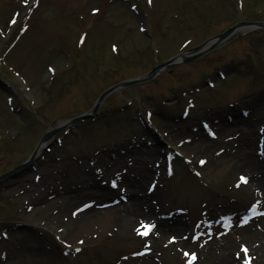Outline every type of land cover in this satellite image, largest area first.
<instances>
[{"label": "rangeland", "instance_id": "374dc122", "mask_svg": "<svg viewBox=\"0 0 264 264\" xmlns=\"http://www.w3.org/2000/svg\"><path fill=\"white\" fill-rule=\"evenodd\" d=\"M259 18L264 0H0V174L121 77ZM98 112L0 181V264H264V29L116 89ZM137 208L152 227L119 232Z\"/></svg>", "mask_w": 264, "mask_h": 264}, {"label": "bare ground", "instance_id": "6f19581e", "mask_svg": "<svg viewBox=\"0 0 264 264\" xmlns=\"http://www.w3.org/2000/svg\"><path fill=\"white\" fill-rule=\"evenodd\" d=\"M245 163H247V161H240L239 163H237V165H238V167H240V168L242 167V169H244V174L245 175H249L250 174V171H249L248 167L246 168ZM243 167H245V168H243ZM258 182H262V184L264 185V180L263 181H258ZM251 187L252 186L248 182V183H245L244 185H242L239 188L240 189L239 191L240 192H245L246 190H251ZM93 212H95V211H93ZM93 212L92 211H88V212H86L85 215L91 216L93 214ZM143 214H145V213H143ZM141 216H142V212L140 211V209L137 208V209L130 210L127 213V215H125L121 219L120 218H119V220L116 219L117 220V222H116V224H117V226H116L117 230L119 232H127V231H131L132 230V227L133 228L134 227H139L141 225V222H142ZM85 219H83L82 221H85ZM261 219H262V221L259 220L260 222H257L254 225H260L261 229H263L264 228V218H261ZM253 233L254 232H246L244 235L245 236L252 237V234ZM64 235H65V233H64ZM158 240H160L159 235L158 234H154L152 236V241L151 240L149 241V243H150L149 245L150 246L151 245L153 246V244H155ZM257 248L258 249H261V246H257ZM226 252H228L227 248L224 250L223 253L227 254ZM222 262H223V264H226V263L230 264V262H233V258H232L231 255L228 254V256L224 257V259H223ZM194 264H196V263H194Z\"/></svg>", "mask_w": 264, "mask_h": 264}, {"label": "water", "instance_id": "95a60500", "mask_svg": "<svg viewBox=\"0 0 264 264\" xmlns=\"http://www.w3.org/2000/svg\"><path fill=\"white\" fill-rule=\"evenodd\" d=\"M242 24H250V23H248V22H239V23H237V24H235V25L229 27L228 29H226L225 31H223L222 33H220V34H218V35H216V36L214 37V38H215V41L212 43V45H215L216 43H218V42H220L221 40H223L226 36H228V35L232 32L233 29H235L236 27H238V26H240V25H242ZM253 24L261 25V26L264 27V23H258V22H255V23H253ZM192 57H194V56H192ZM192 57H190V58H192ZM166 63H167V62H166ZM166 63H165V64H166ZM161 65H163V64H161ZM157 67H159V66H157ZM157 67H155V68H153L152 70H150V71L148 72V74H147L145 77H142V78H139V79H133V80H131V81H129V82L122 83V84H132V83H135V82H138V81H141V80L148 79V78H150V77L153 75V73H154V71H155V69H156ZM118 86H119V84H116V85H114V86H111V87L105 89V90L99 95V97H98L96 103L94 104L93 108H92L89 112H86V113H84V114H82V115H80V116H77V117H75V118H72L71 120H69V123H70V124H71V123H74V122H76V121H78V120H81L82 118L88 117V116H90L92 113H94V111H95V109H96L98 103L101 101V99H102V98H103L108 92H110L111 90H113L114 88H116V87H118ZM58 129H59V128H57V129H55V130H53V131H51V132H49V133H45V134L43 135L42 139H43V138H46V137H48V136H50L52 133H54V132L57 131ZM34 154H35V151L32 153V155H34ZM26 163H27V162H24V163H22V164H19V165L15 166V167H14L13 169H11L7 174H9V173H11V172H14V171H17V170L20 169L22 166H24ZM1 177H2V176H1ZM1 177H0V178H1Z\"/></svg>", "mask_w": 264, "mask_h": 264}, {"label": "snow or ice", "instance_id": "6c2138e0", "mask_svg": "<svg viewBox=\"0 0 264 264\" xmlns=\"http://www.w3.org/2000/svg\"><path fill=\"white\" fill-rule=\"evenodd\" d=\"M93 11H95V9H94ZM201 163H203V161H201ZM240 180H241V181H245L246 178L243 177V176H241V177H240ZM141 226H142V227L149 228V229L152 227L151 225H144L143 222H141ZM140 234H141V235H146L147 233H146V232H140ZM170 239H174V238H170ZM242 249H243V246H242ZM184 254H185L186 256H189V254H188L187 252H185ZM191 259H194V254H193L192 256H189V264H190ZM245 264H247V261H245Z\"/></svg>", "mask_w": 264, "mask_h": 264}]
</instances>
